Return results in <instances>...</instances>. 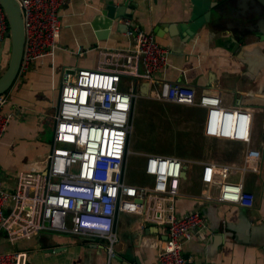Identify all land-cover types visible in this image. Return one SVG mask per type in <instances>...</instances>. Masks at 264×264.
<instances>
[{
	"label": "crops",
	"instance_id": "1",
	"mask_svg": "<svg viewBox=\"0 0 264 264\" xmlns=\"http://www.w3.org/2000/svg\"><path fill=\"white\" fill-rule=\"evenodd\" d=\"M60 20V48L54 57L19 72L4 94L3 111L10 120L0 144V184L13 190L19 172L46 169L63 68L95 69L101 49L133 48L141 29L152 33L170 54L168 68L155 74L153 83L135 85L141 96L132 113L133 130L141 100L152 108L163 106L158 118H166L167 111L182 113L188 121L196 117V137L187 140L191 153L181 157L248 168L233 170L229 179H241L254 195L251 208L205 201L202 167L190 165L183 174L176 212L199 210L207 229L186 242L184 255L192 264H264V0H67ZM10 48V39L0 45V76L8 66ZM162 81L193 87L197 99L219 97L225 108L254 109L249 143L209 137L204 131L206 107L160 102L143 94L160 91ZM139 129L136 126L138 135ZM136 157V167L143 172V157ZM130 175L134 173L128 170L129 180ZM209 192L216 194L218 188ZM117 230L114 264H151L166 241L164 229L146 223L142 207L130 200L119 212ZM10 249L26 251L27 264H107L108 258L105 242L54 232L15 245L2 239L0 252Z\"/></svg>",
	"mask_w": 264,
	"mask_h": 264
},
{
	"label": "built area",
	"instance_id": "2",
	"mask_svg": "<svg viewBox=\"0 0 264 264\" xmlns=\"http://www.w3.org/2000/svg\"><path fill=\"white\" fill-rule=\"evenodd\" d=\"M16 1L25 30L20 72H26L35 61L53 58L60 48V10L66 0ZM8 31L0 5V45ZM169 54L152 33L140 29L135 47L101 49L97 68H63L46 169L19 172L13 190L0 184V241L15 245L42 232L99 240L105 242L107 264H114L119 212L130 200L142 207L146 223L163 228L166 234L151 264H192L183 253L184 245L202 234L207 222L199 210L178 214L176 202L183 174L194 164L202 167L203 200L253 207L254 195L245 190L243 181L229 179L233 170L246 171V167L132 150V113L141 96L135 85L153 83L155 74L168 68ZM146 95L160 102L206 107L204 131L209 137L250 141L252 108H225L219 97L197 99L193 87L168 81H162L160 91L148 89ZM6 101L0 95V144L10 120V114L3 111ZM132 156L143 157L147 183L128 180ZM212 187L218 188L216 194L209 192ZM27 257L26 251H2L0 264H27Z\"/></svg>",
	"mask_w": 264,
	"mask_h": 264
},
{
	"label": "rangeland",
	"instance_id": "3",
	"mask_svg": "<svg viewBox=\"0 0 264 264\" xmlns=\"http://www.w3.org/2000/svg\"><path fill=\"white\" fill-rule=\"evenodd\" d=\"M148 104L151 103L141 100L137 105L132 136L134 142L131 143V148L139 151H149L151 149L153 152L176 156L185 153L190 154L191 149L187 140L190 137H196V135L193 136V133L197 131L198 119L194 117L188 121L182 113L177 116L169 115V111H167L166 118H158L157 116L161 113L160 108L163 106L157 105L156 108H152ZM187 108L189 111L193 110L191 107H184L183 109L179 107L177 110L185 112ZM195 114L197 115V113ZM136 126L140 128L139 132L141 134L139 135L136 133ZM136 160L140 159L136 156L131 158L128 170L134 175L144 176L141 170L136 167L138 164Z\"/></svg>",
	"mask_w": 264,
	"mask_h": 264
},
{
	"label": "water",
	"instance_id": "4",
	"mask_svg": "<svg viewBox=\"0 0 264 264\" xmlns=\"http://www.w3.org/2000/svg\"><path fill=\"white\" fill-rule=\"evenodd\" d=\"M0 5L4 9L9 24L7 37L10 39V57L6 70L0 76V95L5 94L15 82L21 67L24 43L25 30L22 18L21 8L16 0H0ZM112 9L109 7V10ZM144 91L143 94H147ZM137 202L142 200L136 199Z\"/></svg>",
	"mask_w": 264,
	"mask_h": 264
},
{
	"label": "trees",
	"instance_id": "5",
	"mask_svg": "<svg viewBox=\"0 0 264 264\" xmlns=\"http://www.w3.org/2000/svg\"><path fill=\"white\" fill-rule=\"evenodd\" d=\"M183 155V154H182ZM143 173V172H142ZM144 176H136V175H130V182L133 184H145L148 182L146 175L143 173Z\"/></svg>",
	"mask_w": 264,
	"mask_h": 264
},
{
	"label": "flooded vegetation",
	"instance_id": "6",
	"mask_svg": "<svg viewBox=\"0 0 264 264\" xmlns=\"http://www.w3.org/2000/svg\"><path fill=\"white\" fill-rule=\"evenodd\" d=\"M66 2H67V0H66ZM7 39H9V38H7Z\"/></svg>",
	"mask_w": 264,
	"mask_h": 264
}]
</instances>
